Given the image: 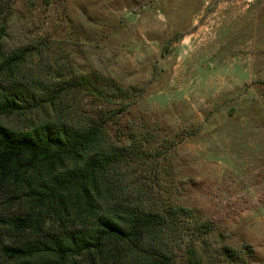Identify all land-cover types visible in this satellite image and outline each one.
Instances as JSON below:
<instances>
[{"label":"rangeland","instance_id":"obj_1","mask_svg":"<svg viewBox=\"0 0 264 264\" xmlns=\"http://www.w3.org/2000/svg\"><path fill=\"white\" fill-rule=\"evenodd\" d=\"M1 6L9 15L0 63L24 54L9 77L0 75V86L59 85L55 112L36 115L78 126L107 116L124 92L138 90L106 123L113 139L120 135L130 146L137 139L136 153L147 152L130 164L132 179L151 202L183 205L215 224L207 255L226 246L240 259L214 264H264V0ZM84 81L121 93L108 102ZM0 122L23 128L28 120L13 114Z\"/></svg>","mask_w":264,"mask_h":264},{"label":"trees","instance_id":"obj_2","mask_svg":"<svg viewBox=\"0 0 264 264\" xmlns=\"http://www.w3.org/2000/svg\"><path fill=\"white\" fill-rule=\"evenodd\" d=\"M6 9L0 7V57ZM23 54L0 63L3 79ZM84 83L108 102L121 93ZM62 91L57 84L0 86V116L28 120L23 128L0 122V264H214L216 258L221 263L240 259L226 246L208 256L207 237L215 224L201 221L183 205L151 202L148 191L128 173L130 164L147 152L136 153L137 139L131 146L120 135L113 139L106 123L128 107L125 96L138 90L122 91L116 109L84 125L66 123L55 114L36 115L54 111ZM11 206L16 212L4 213ZM244 250L252 252L248 246Z\"/></svg>","mask_w":264,"mask_h":264}]
</instances>
